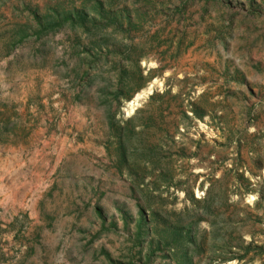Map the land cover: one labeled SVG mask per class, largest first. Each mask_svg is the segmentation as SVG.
I'll list each match as a JSON object with an SVG mask.
<instances>
[{
	"label": "rangeland",
	"instance_id": "rangeland-1",
	"mask_svg": "<svg viewBox=\"0 0 264 264\" xmlns=\"http://www.w3.org/2000/svg\"><path fill=\"white\" fill-rule=\"evenodd\" d=\"M0 189V264H264V0H0Z\"/></svg>",
	"mask_w": 264,
	"mask_h": 264
},
{
	"label": "crops",
	"instance_id": "crops-1",
	"mask_svg": "<svg viewBox=\"0 0 264 264\" xmlns=\"http://www.w3.org/2000/svg\"><path fill=\"white\" fill-rule=\"evenodd\" d=\"M56 216L55 221H57L58 219L63 220L64 223L68 222V201L66 200L65 202H63V204L61 206H58V209L56 210ZM52 217V216H51ZM57 230V228H55V231Z\"/></svg>",
	"mask_w": 264,
	"mask_h": 264
},
{
	"label": "trees",
	"instance_id": "trees-1",
	"mask_svg": "<svg viewBox=\"0 0 264 264\" xmlns=\"http://www.w3.org/2000/svg\"><path fill=\"white\" fill-rule=\"evenodd\" d=\"M116 97V96H115ZM262 198H260V200H261ZM243 242H241V244H242ZM251 246H252V242H250V244H248L246 247H244L245 248V252L243 253V255L242 256H235V255H233V256H231V258L229 259V260H236L237 262H241L242 260H244L246 257H247V255L249 254V250H250V248H251ZM256 248H258V249H263L264 248V245H261L260 247H256Z\"/></svg>",
	"mask_w": 264,
	"mask_h": 264
},
{
	"label": "built area",
	"instance_id": "built-area-1",
	"mask_svg": "<svg viewBox=\"0 0 264 264\" xmlns=\"http://www.w3.org/2000/svg\"><path fill=\"white\" fill-rule=\"evenodd\" d=\"M2 193V189H0V194Z\"/></svg>",
	"mask_w": 264,
	"mask_h": 264
}]
</instances>
